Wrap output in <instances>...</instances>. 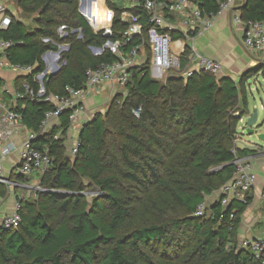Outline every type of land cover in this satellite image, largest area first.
<instances>
[{"label": "trees", "instance_id": "trees-1", "mask_svg": "<svg viewBox=\"0 0 264 264\" xmlns=\"http://www.w3.org/2000/svg\"><path fill=\"white\" fill-rule=\"evenodd\" d=\"M13 1L21 15H11L12 24L0 30V38L12 42L6 51L12 65L34 68L33 73L16 78V90L24 91L28 84L38 92L35 77L46 70L42 57L59 51L60 44L70 46L63 53L67 63L45 82L49 93L61 94L68 85L81 88L89 69L116 60L110 53L94 57L89 52V45L101 47L106 39L95 35L80 14L79 0ZM219 1L223 0H197V4L211 15L217 14ZM107 3L120 13L114 3ZM81 11L94 21L107 8L102 0H82ZM24 16H34V25H27ZM242 17L264 19V0H247ZM62 27L67 37L59 35ZM126 27L117 25V30ZM75 30H82L83 39L71 33ZM186 53L190 54L188 45ZM260 73L264 71L251 68L238 82L207 72L162 82L152 77L150 62L140 65L125 88L131 94L129 102L121 108L114 103L106 115L84 126L74 160L65 146L70 113L61 116V127L40 135L52 106L19 100L13 109L28 131L39 134L37 149L47 148L53 161L41 178L44 191L38 192L37 199H17L19 227L0 228V264H261L238 243V229L252 194L245 202L233 199L227 208L219 199L203 216L195 215L207 197L234 178V150L243 158L255 152L238 148L236 140L241 120L251 112L249 81ZM127 107L139 109L140 119L126 115ZM59 132L61 138L55 140ZM25 179L11 174L13 181ZM85 181L101 191L99 199L88 201ZM130 188L135 194L144 193L145 199L138 201ZM7 196L8 187L0 183V199ZM183 238L191 245L184 256ZM150 244L171 247L173 260L151 259Z\"/></svg>", "mask_w": 264, "mask_h": 264}, {"label": "built area", "instance_id": "built-area-1", "mask_svg": "<svg viewBox=\"0 0 264 264\" xmlns=\"http://www.w3.org/2000/svg\"><path fill=\"white\" fill-rule=\"evenodd\" d=\"M103 1L107 12L100 19L92 21L82 11L80 14L83 15L95 35L102 34L106 39L101 47L89 45V52L94 57L110 53L115 56V61L104 62L95 69H89L86 72V82L81 88L68 85L61 94L49 93L45 82L48 81V76L52 71L60 68L58 66L63 54L62 51H49L44 62L49 67L47 77L44 78L45 71L35 77L40 87L37 93L28 84L24 85V91L16 90L14 84L0 87V183H4L8 188L17 186V182L5 176L4 164L13 153L19 154L16 173L25 178L35 175L41 181V178L51 168L53 161L47 148L37 149L35 145L37 137L28 135L20 144L15 142L19 133L26 129L21 117L12 107L19 100L32 99L52 106V110L46 114L41 126L40 135H45L46 131L49 133L61 127L60 121L63 114L70 113L72 124L86 114L88 109L85 102L92 96H97L102 87L110 85L112 89L115 87L125 89L133 76L134 69L148 62H150V71L153 72L152 77L162 82H166L172 76L189 79L200 72L221 77L224 73L223 64L200 55L194 47L193 39L207 31L216 17L227 12L233 14V21L242 32L246 49L257 57L264 54V19L243 20L242 7L247 0H242L243 4L240 8L236 7V0L219 1L217 14L211 15L205 14L197 4V0H110L120 8V13L108 6V0ZM127 1H130V7L125 6ZM11 24L12 16L0 13V30H7ZM123 24L127 26L126 29L117 30V25ZM76 34L77 39H83L82 30H78ZM173 34L181 37L175 39ZM59 35L63 38L68 36L65 27L59 29ZM134 41L136 44L128 47ZM44 42H49V40L45 39ZM186 43L190 47L188 55ZM147 45L149 50H147ZM11 46V41L0 38V50L2 51L0 69L9 68L17 72L19 76L33 73L32 66L12 65L9 62L6 51ZM65 47L68 50L70 48V46ZM47 57L53 68L50 67ZM6 96L11 97L10 103L6 101ZM243 120L244 118L241 122ZM43 132L45 134H42ZM54 138L55 140L60 139L61 133H57ZM79 146L78 143V146L74 148L75 154ZM234 153L235 176L220 190V200L224 208H227L233 199L245 202L247 196L255 190L257 183V174L251 159L239 157L235 150ZM260 196L264 202V189ZM206 211L207 206L204 203L198 207L195 215L203 216ZM231 218L234 219V215ZM20 223L19 205H16L15 210L4 218L2 227L7 230L17 229ZM240 248L251 251L254 257L264 264V238L247 240Z\"/></svg>", "mask_w": 264, "mask_h": 264}, {"label": "crops", "instance_id": "crops-1", "mask_svg": "<svg viewBox=\"0 0 264 264\" xmlns=\"http://www.w3.org/2000/svg\"><path fill=\"white\" fill-rule=\"evenodd\" d=\"M102 2L105 6L103 0ZM241 4H243L242 0H236L237 8H240ZM0 13H9V15L18 18L21 15V9L13 0H0ZM193 44L196 51L200 55L221 62L224 67V73L222 76H228L233 80L239 78L247 70L257 67L255 65H258V62H264V54H262L260 57H257L250 53L244 46L242 32L239 27L235 25L233 21V14L231 12H227L219 17H216L212 22V26L207 31L203 32L200 35H197L193 39ZM0 57H2L1 50ZM47 60L50 64L51 62L48 57ZM50 66L52 67V65ZM18 76V73L14 70H11L9 68H1L0 80L2 81V84L0 85V87L9 85L12 86ZM106 89L110 91L112 87L110 85L102 87L100 89L99 94H106ZM95 97L96 96H92L85 102L87 109L94 106ZM5 99L8 103L12 101L11 97L8 98L6 96ZM250 110L252 113V106H250ZM247 118L248 116L245 117L244 120L240 123L241 126L239 125L236 146L241 149L248 148L250 150L255 151L253 154L248 155V158H250L254 164L255 172L257 174V183L255 190L250 193L253 196V200L244 212L240 227L238 229L239 247L247 240L264 238V202L261 200L260 196L261 192L264 189V146L252 144L251 142H247L246 144L242 143L241 136L244 135L246 125L245 121H247ZM28 135L33 136V132L28 131L27 129L22 130L19 135L15 138V142L17 144H20L22 140L27 138ZM240 143L242 145H240ZM18 165L19 154L15 152L9 157V159L4 164L5 176L7 178H11L12 172L17 174L16 168L18 167ZM32 177L37 179L35 175H33ZM14 181L17 182L16 187L18 188L27 187V184L24 182L16 180ZM220 196V191H218L210 197H207L211 200L210 205L216 200H219ZM207 198L206 203L209 202ZM15 202L16 204H14ZM14 205H18L17 200L15 201L10 197L0 199V228L2 227V222L4 218L8 214L12 213L10 211L14 209Z\"/></svg>", "mask_w": 264, "mask_h": 264}, {"label": "rangeland", "instance_id": "rangeland-1", "mask_svg": "<svg viewBox=\"0 0 264 264\" xmlns=\"http://www.w3.org/2000/svg\"><path fill=\"white\" fill-rule=\"evenodd\" d=\"M116 1V0H114ZM81 4V0H79ZM126 7H130V1L126 2ZM33 18L34 16H24V20L27 25L33 26ZM73 33V31L71 32ZM65 37V36H64ZM188 45V43H186ZM65 46H69L68 44H60L59 51H62V53H66L68 51V48ZM249 61V60H248ZM67 61L64 59L63 54L61 56V61L59 62L60 71L64 69ZM258 65H255L258 70H263L264 71V62H258ZM46 65V64H45ZM51 65V63L49 64ZM47 67V65H46ZM51 67V66H50ZM259 67V68H258ZM151 75L153 76V72H151ZM242 76V75H241ZM240 76V77H241ZM254 76V75H253ZM239 77V78H240ZM239 78H237V82L239 81ZM235 80V81H236ZM11 86V85H9ZM130 93L126 89L120 88V87H115L113 89H106V94L101 93L98 96L94 98V106L89 108L86 112V114L82 115L81 118H78L71 126L68 135L65 136L66 142L65 146L67 149V154L71 158V160L75 159V153L73 152L74 148L78 146L79 143V136L80 133L82 132V129L84 128L85 124L88 123L89 121H92V119L96 118L99 115H106L109 111L112 105L115 103L119 108L123 107V105L130 99ZM249 105L254 108H258L259 110V115L261 120L264 119V74L260 73L258 76H254L253 78L250 79L249 81ZM118 108V109H119ZM126 115H133L135 118L140 119L141 113L139 112V109L134 108V107H127L125 111ZM251 114V112H250ZM249 114V115H250ZM248 115V116H249ZM246 123V121H245ZM241 126V124H240ZM46 133H48L46 131ZM42 134H45L43 132ZM34 137L39 136V134L33 133ZM63 137V136H62ZM242 143L246 144L252 143V144H257L259 146H264V143L260 142L257 140L256 136H250L247 133V129L244 132V135L241 136ZM240 145H242L240 143ZM37 179L30 177L26 178L23 182L27 184L26 188H8V197L12 198L13 200L20 199L22 201H28V202H34L37 199L38 192L44 191V188L41 185V181L39 177H36ZM85 186V191L83 192L84 195L88 198V201L91 203L94 199H99L102 195L101 191L98 190L96 187L92 186L89 182H84ZM129 193L131 195L135 194V189L130 188ZM137 195V200L141 197H144V193H139L135 194ZM145 199V197H144ZM209 202L206 203V206L209 208L210 207V198H207ZM138 201H141L140 199ZM217 201V200H216ZM16 204V202L14 203ZM16 208V205H14V209L10 212H13ZM210 209V208H209ZM181 245L183 249V253L181 255L184 256V253H189L191 250V245L190 241H186L184 238L181 240ZM151 251L148 253V256L151 257V259L157 261H171L173 260L174 254L172 252L171 247L168 245H154L150 244ZM227 249L229 251H232L231 246H227ZM104 249H101L99 252V258H101V255H103ZM182 257V256H181ZM172 258V259H171Z\"/></svg>", "mask_w": 264, "mask_h": 264}, {"label": "water", "instance_id": "water-1", "mask_svg": "<svg viewBox=\"0 0 264 264\" xmlns=\"http://www.w3.org/2000/svg\"><path fill=\"white\" fill-rule=\"evenodd\" d=\"M79 12L81 13V5L79 6ZM77 32L78 30L74 31V33H77ZM46 55L47 53L44 54L42 57L44 62H45ZM59 71H60L59 69L52 71L50 75L48 76V80L50 79L51 76L56 75ZM48 72H49V67H47L44 72V78L47 77ZM90 122L91 121L86 123L85 126L89 124ZM246 129H247V133L250 136L255 135L258 141L264 143V119L261 120L258 108H254L252 113L248 116L247 121H246Z\"/></svg>", "mask_w": 264, "mask_h": 264}, {"label": "bare ground", "instance_id": "bare-ground-1", "mask_svg": "<svg viewBox=\"0 0 264 264\" xmlns=\"http://www.w3.org/2000/svg\"><path fill=\"white\" fill-rule=\"evenodd\" d=\"M51 68H53V67H51Z\"/></svg>", "mask_w": 264, "mask_h": 264}]
</instances>
